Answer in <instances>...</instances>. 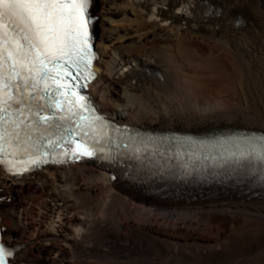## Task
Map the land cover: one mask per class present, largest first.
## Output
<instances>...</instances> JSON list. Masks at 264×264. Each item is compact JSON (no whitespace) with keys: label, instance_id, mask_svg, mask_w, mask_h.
Here are the masks:
<instances>
[{"label":"bare ground","instance_id":"6f19581e","mask_svg":"<svg viewBox=\"0 0 264 264\" xmlns=\"http://www.w3.org/2000/svg\"><path fill=\"white\" fill-rule=\"evenodd\" d=\"M90 12L91 94L107 115L162 131L264 132V0H92ZM0 232L18 248L11 264H262L264 189L161 197L90 163L18 177L0 166Z\"/></svg>","mask_w":264,"mask_h":264},{"label":"snow or ice","instance_id":"6c2138e0","mask_svg":"<svg viewBox=\"0 0 264 264\" xmlns=\"http://www.w3.org/2000/svg\"><path fill=\"white\" fill-rule=\"evenodd\" d=\"M90 2L0 0V164L7 165L10 172L27 171L28 163H47L42 158L47 152L41 151L46 147L42 143L45 134L48 145L54 149L64 141V132L69 131L60 122L67 123L70 117H57L55 112L47 114L53 107L57 111L63 110L60 100H56L54 105L47 103L52 99L48 93L49 81L67 89L68 85H61V80L64 77L76 79L69 68H79L80 63L86 60L90 63V17L87 16ZM41 84L44 95H34L40 92ZM72 96L76 100H68V104L85 107L83 96H78L76 92H72ZM40 101L45 103L40 104ZM34 107L36 111H33ZM68 111L71 113V108ZM28 118H31V123H26ZM90 127L91 122L77 125L82 137H88L86 129ZM34 132L39 133L37 139H33ZM53 135L56 136L55 141L51 139ZM72 142L76 144L72 155L77 159L81 155H95V148L86 146L87 140ZM245 143L248 149L241 152V158L259 161L261 179L264 180V136H253ZM63 154L68 155L67 149ZM8 155L13 159H7ZM20 156H26L28 160H17ZM11 255L12 252L0 244V264H6L5 257Z\"/></svg>","mask_w":264,"mask_h":264},{"label":"rangeland","instance_id":"374dc122","mask_svg":"<svg viewBox=\"0 0 264 264\" xmlns=\"http://www.w3.org/2000/svg\"><path fill=\"white\" fill-rule=\"evenodd\" d=\"M94 14H95V13H94ZM117 17H118V16H117ZM117 19H119V18H117ZM262 90H263V91H262ZM260 93H261V95H260ZM257 94H259V95L262 96V97H259V95H256V100H258V99H259V100H261V99L264 100V97H263V96H264V88H262V89L260 90V92H258ZM262 100H261V101H262ZM262 103L264 104V101H262ZM263 106H264V105H263ZM250 108H252V107H250ZM253 108H258V107H257V106L254 107V105H253ZM227 191H228V193H229L230 190H227ZM262 261H263L262 264H264V260H262ZM262 261H261V262H262ZM260 264H261V263H260Z\"/></svg>","mask_w":264,"mask_h":264}]
</instances>
